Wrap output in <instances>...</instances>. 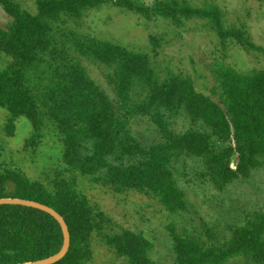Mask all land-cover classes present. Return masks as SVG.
<instances>
[{
  "label": "trees",
  "instance_id": "1",
  "mask_svg": "<svg viewBox=\"0 0 264 264\" xmlns=\"http://www.w3.org/2000/svg\"><path fill=\"white\" fill-rule=\"evenodd\" d=\"M104 1L36 0L32 13L17 0H0L9 17L0 25V53L8 58L0 69V109L7 113L9 135L14 134L15 122L24 119L29 128L24 148L38 147L51 132L68 170L91 176L114 192L132 190L156 199L171 213L185 208L173 173V163L182 155L200 158L207 175L219 185L247 177L264 165V64L238 71L220 63L215 76L218 102L199 92L189 75L158 72L146 52L85 35L83 40H71L69 35L75 33L67 34L71 22ZM112 4L145 19L206 20L222 44L233 40L264 57V47L251 41L245 24H225L215 3L113 0ZM81 55L112 68L120 103L88 76ZM128 99L131 111L122 110L130 105ZM132 112L146 115L161 139L141 144L129 129ZM7 196L46 204L64 219L69 245L50 264H89L94 236L127 264H155L148 256L151 244L140 232H105L111 218L73 179L59 173L30 178L5 167L0 170V197ZM62 240L60 225L49 213L0 204V264L50 256ZM172 250V264H225L240 255L264 264V212L251 214L222 241L174 233Z\"/></svg>",
  "mask_w": 264,
  "mask_h": 264
},
{
  "label": "rangeland",
  "instance_id": "2",
  "mask_svg": "<svg viewBox=\"0 0 264 264\" xmlns=\"http://www.w3.org/2000/svg\"><path fill=\"white\" fill-rule=\"evenodd\" d=\"M17 1L23 9L32 13L36 11V0ZM112 1L105 0L97 7L86 9L68 27L67 34L70 30L75 32L69 38L80 41L85 35L146 52L158 72L172 70L189 75L199 92L218 102L220 88L215 76L220 63L238 71L264 64V57L260 53L247 51L236 41L228 40L222 44L206 20L181 18V22L174 23L161 16L145 19L133 11L114 6ZM137 1L151 4L154 0ZM187 1L195 6L217 4L224 13L225 24L244 23L251 41L264 47V0ZM8 21L9 17L0 7V25ZM7 60L0 53V69ZM80 60L88 76L113 102L120 103L112 68L91 56L81 55ZM127 102L130 105L121 108L131 111V100ZM132 113L129 129L141 144L147 146L161 139L157 127L146 115ZM6 120L7 113L0 109V170L7 167L30 178H42L47 174H54L55 177L59 173L73 179L90 202L111 218L105 232L123 229L140 232L151 244L148 256L155 264L173 263L174 233L188 232L222 241L251 214L264 212V165L247 177L219 185L207 175L200 158L182 155L173 163V173L177 186L184 193L185 208L171 213L156 199L132 190L114 192L91 176L68 170L51 132L38 147L24 148L23 142L29 129L27 122L24 119L17 120L11 136L6 129ZM234 164L235 157L231 166L234 167ZM91 247L89 264H127L99 237H93ZM225 264L256 263L240 255L230 258Z\"/></svg>",
  "mask_w": 264,
  "mask_h": 264
},
{
  "label": "water",
  "instance_id": "3",
  "mask_svg": "<svg viewBox=\"0 0 264 264\" xmlns=\"http://www.w3.org/2000/svg\"><path fill=\"white\" fill-rule=\"evenodd\" d=\"M0 204H19V205L34 207L43 210L49 213L50 215H52L57 220L62 231V237H63L62 244L60 249L56 253L33 261H24V262L11 263V264H50L57 261L65 254L69 245V232L64 219L56 210L38 201L32 199L20 198V197H8V196L0 197Z\"/></svg>",
  "mask_w": 264,
  "mask_h": 264
}]
</instances>
